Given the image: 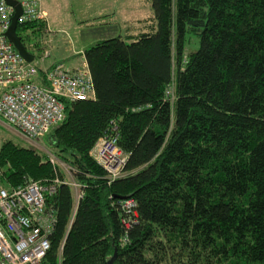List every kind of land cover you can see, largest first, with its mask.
I'll return each mask as SVG.
<instances>
[{"label":"trees","instance_id":"obj_1","mask_svg":"<svg viewBox=\"0 0 264 264\" xmlns=\"http://www.w3.org/2000/svg\"><path fill=\"white\" fill-rule=\"evenodd\" d=\"M150 1L152 23L84 51L93 95L45 135L70 178L7 140L0 186L59 178L43 264H264V0ZM46 23L17 25L22 43ZM114 127L127 159L111 180L91 150Z\"/></svg>","mask_w":264,"mask_h":264},{"label":"built area","instance_id":"obj_2","mask_svg":"<svg viewBox=\"0 0 264 264\" xmlns=\"http://www.w3.org/2000/svg\"><path fill=\"white\" fill-rule=\"evenodd\" d=\"M17 25L46 21L38 0L21 2ZM14 9L0 0V119L26 140L44 137L49 129L65 118L64 101L85 100L93 95L87 66L67 70L63 65L40 69L37 59L27 62L6 37ZM48 52L45 53V56ZM43 75L45 85L37 82ZM113 134L99 139L91 150L93 158L106 170L111 180L124 176L127 155L117 145ZM52 166L59 164L53 154L47 156ZM69 171V168H66ZM2 169L0 168V176ZM59 178H25L21 185L6 189L0 186V264H43L50 250L49 235L54 216L46 199L56 191ZM75 207L82 197L79 185L70 180ZM125 226L137 218L132 198L120 200ZM123 217V218H124ZM63 242L59 248V259ZM57 264H60L58 260Z\"/></svg>","mask_w":264,"mask_h":264},{"label":"rangeland","instance_id":"obj_3","mask_svg":"<svg viewBox=\"0 0 264 264\" xmlns=\"http://www.w3.org/2000/svg\"><path fill=\"white\" fill-rule=\"evenodd\" d=\"M38 1L43 10L46 9L49 12L46 13L45 11L47 20L45 30L32 33V38L31 36L26 37L27 33L21 32V34L23 37L25 36L26 49L35 55L42 70L56 65L65 67L63 62H52L56 60L54 57V46L57 44L55 35L58 36V42L62 39L64 43L63 53H65L69 44L71 49L82 45L89 48L98 41L115 36L135 35L153 21L150 0ZM194 45V48L199 45L197 38H195ZM46 52H48L47 56H45ZM67 55H64L63 58ZM79 68L82 66L80 65L76 69ZM7 140L32 147L46 157L51 154L55 155L47 136L36 140H26L0 119V145ZM59 168L69 179L70 171L66 170L67 166L60 160Z\"/></svg>","mask_w":264,"mask_h":264},{"label":"water","instance_id":"obj_4","mask_svg":"<svg viewBox=\"0 0 264 264\" xmlns=\"http://www.w3.org/2000/svg\"><path fill=\"white\" fill-rule=\"evenodd\" d=\"M6 3L13 7L14 12L11 17V23L6 31V37L10 43L15 47V49L21 54V56L29 63L33 62L35 59L34 54L30 53L24 44L22 43L21 37L18 35L16 29H17V21L19 16L22 13V5L19 0H5ZM120 199H126V197H121ZM113 259L109 260V264H113Z\"/></svg>","mask_w":264,"mask_h":264},{"label":"crops","instance_id":"obj_5","mask_svg":"<svg viewBox=\"0 0 264 264\" xmlns=\"http://www.w3.org/2000/svg\"><path fill=\"white\" fill-rule=\"evenodd\" d=\"M42 10H43V8H42ZM45 11H46V13H49L46 9H45ZM45 11H44V13H45ZM55 38H56V43L58 44V46H57V44L54 46L55 47L54 57L56 58V60H53L52 61L53 63L58 62V61L63 62L65 64V67L69 71H74L80 65L81 66H85V65L87 66L85 58H84V51L87 49V48H85L86 47L85 45H82L78 48L72 47V49H71L70 44H69V47L66 49L67 51L65 52L68 55L63 58V56L66 55L65 53H63L64 43H63L62 39L58 42V39H57L58 36L55 35ZM56 46L58 47V49L56 48ZM3 123L6 124L5 122H3Z\"/></svg>","mask_w":264,"mask_h":264}]
</instances>
